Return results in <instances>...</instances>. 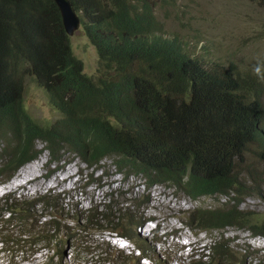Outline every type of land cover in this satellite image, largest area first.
Listing matches in <instances>:
<instances>
[{
    "label": "trees",
    "instance_id": "1",
    "mask_svg": "<svg viewBox=\"0 0 264 264\" xmlns=\"http://www.w3.org/2000/svg\"><path fill=\"white\" fill-rule=\"evenodd\" d=\"M69 1L97 50L98 82L75 57L55 0H0V185L39 157L41 143L51 163L68 155L88 168L109 161L118 175L142 179L147 189L172 186L194 201L229 198L224 208L197 210L189 217L201 231L235 227L264 234V221L239 209L246 197L264 201V183L257 182L256 171L246 169L243 155L253 143L259 149L250 153L264 158V73L222 69L220 78L210 75L183 41L164 35L158 12L173 11L174 0ZM246 1L264 8V0ZM27 83L47 92L60 115L56 120L42 125L29 115ZM46 193L22 204L12 195L0 201L1 233L12 234L0 243L4 253L17 247L33 254L38 246L50 250L56 243L57 256H62L63 242L71 245L78 232L92 226L105 230L107 224L146 253L137 232L146 219L131 207L139 210L141 198L148 203L147 193L130 204L115 203L110 195L101 212L89 208L86 224L75 226L52 213L69 220L63 212L72 196L56 193L50 201L55 191ZM230 248L222 235L207 260L192 264H233ZM105 255L109 260L107 249ZM89 257L82 261L74 254V263L93 262ZM247 258L239 264H248ZM48 264L63 262L51 257Z\"/></svg>",
    "mask_w": 264,
    "mask_h": 264
},
{
    "label": "rangeland",
    "instance_id": "2",
    "mask_svg": "<svg viewBox=\"0 0 264 264\" xmlns=\"http://www.w3.org/2000/svg\"><path fill=\"white\" fill-rule=\"evenodd\" d=\"M174 2L177 8L173 11L158 12L165 24L164 32L167 36H178L192 50L204 57L206 62L233 61L243 71L257 73V68L260 69L259 73L264 71V8L260 4H252L246 0H174ZM71 45L75 57L84 66V73L98 82L101 74L95 46L82 30L71 37ZM24 104L29 115L42 125H47L60 116L53 110L47 92L35 83H27ZM38 149L42 152L36 160L21 167L9 182L0 185V201L5 200L6 195L9 194L7 196H14V199L22 204L28 199H38L51 190H55V194H52L50 201L57 196L56 193L66 198L71 195V203L65 202L63 212L69 213V220L62 218V214L58 211L52 213L56 218H61L63 223L75 226L79 223L86 224L85 214L90 207L101 212L102 206L108 203L110 195H114L115 203L125 204H130L132 199L145 195L142 179H125L124 175L117 174V170L109 161H105L100 168H88L76 156L68 155L61 162L51 163L45 145L39 143ZM245 167L248 171L258 173L259 184L264 182V159L250 158L245 162ZM17 182L18 184H15ZM119 192L124 196L119 198ZM148 195V203L146 199L141 198L139 201L143 203L139 210L132 206L131 212H138L140 217L153 221L147 230H137L143 240V242L139 240L140 245L150 249L147 254L151 257V261L154 264H161L162 252L174 246H184L185 250L191 245L199 252L198 257L205 254L204 246L208 239L204 234L197 233V237L193 236L190 228L185 224L188 222L186 216L197 208L218 206V199L194 202L175 190L163 186L151 188ZM59 201L61 200H58V204ZM240 210L258 214V219L264 221V202L257 196L246 197ZM109 226L107 224L105 230H98L92 226L86 233L78 232L73 244L68 245L67 242H63L62 256H57L56 243L51 245L50 250L43 245L38 246L33 254L27 248L17 250V247L4 253L5 246L0 245V264H48L51 257H56L58 263L62 261L63 264H75L74 254L82 261L90 256L88 259H92L93 262L87 264H96L99 259H106L105 264H130V262L134 264L131 257L137 255L127 252L131 248L128 244L121 241L119 242L121 246L115 244L117 241L114 239L117 238L115 236L117 234L111 232ZM155 229L156 238L154 234L147 237L149 231ZM2 230L0 227V233ZM165 235L167 238H164ZM224 235L225 239H229L238 248L264 250V238L254 236L250 230L230 228L224 231ZM10 236L1 233L0 243L4 238H11ZM62 240L65 241L63 237ZM156 241L160 243L156 244ZM8 245L9 248L13 247L12 242ZM106 249L110 254L109 260L105 255ZM185 253H189V250ZM140 264H149V262L140 261Z\"/></svg>",
    "mask_w": 264,
    "mask_h": 264
},
{
    "label": "clouds",
    "instance_id": "3",
    "mask_svg": "<svg viewBox=\"0 0 264 264\" xmlns=\"http://www.w3.org/2000/svg\"><path fill=\"white\" fill-rule=\"evenodd\" d=\"M74 7V6H73ZM75 9V8H74ZM76 11V9H75ZM77 12V11H76ZM78 14V12H77ZM79 15V14H78ZM80 17V15H79ZM81 19V17H80ZM63 20V19H62ZM64 25V24H63ZM82 30V20H81V27L79 29V31ZM76 34V33H75ZM74 34V35H75ZM73 35V36H74ZM164 35L167 37V38H176L178 36H174V37H169L165 34L164 32ZM71 38V37H70ZM179 38V37H178ZM181 41H183L181 38H179ZM184 44L187 45L188 49H189V52L190 54L194 57V58H197L201 61L202 64H204L206 70L208 71V73L210 75H216L220 78V74H219V71H221L222 69H228V70H232L234 73L236 72V70L242 72V73H247L251 76H257V75H262L264 73V71H262V73H259L260 72V69L257 68L256 71L257 73H252L251 71H248V70H241L239 68V65L233 61H230L229 63H222L220 61H217V62H206V60L204 62H202V57L197 53L195 52L194 50H192V48L183 41ZM201 65V64H200ZM199 65V66H200ZM259 147L253 143H251L248 148H247V151L243 154L245 155V162H246V156H247V160L250 159V158H258L257 156L254 157V154H251L250 152H256L258 151ZM248 153V154H247ZM247 154V155H246ZM260 159V158H258ZM264 159V158H262ZM245 162H244V165H245ZM258 182V181H257ZM264 183V182H263ZM156 186H163L165 188H168V189H173L175 190L178 194L192 200L191 198L179 193L176 188L172 187V186H167V185H160V184H157V185H154L152 186L151 188H154ZM143 187L145 188V191L144 193H147L148 194V191L151 189H147L146 186H145V182L143 183ZM9 195V194H7ZM6 195V196H7ZM252 197H255V196H252ZM3 198V196H2ZM203 199H212L211 197H204L198 201H194V202H201ZM214 199H218V203L217 205L218 206H215L214 208L210 206V208H197L195 210H192L187 216V221L188 222H185V224L190 228L191 230V233L193 234L194 237H197V233L198 235L199 234H204L206 236V238L208 239L207 240V244L204 246L206 252L205 254L201 255V256H197V254L199 252H197L191 245H188V248L186 247V249L184 250V246H179V247H173L172 249H169V248H166L164 252H162L161 254V258H162V262L161 264H192L193 262L197 261V260H201V259H204V260H207L206 256L207 255H211V248L214 247L217 243L220 242V238L221 236L223 235V237H225L224 235V231H221V232H207V231H201L199 230V228H197L195 225L191 224L189 222V217L194 213L196 212L197 210H216V209H221V208H224L225 205H227V203L229 202V198L227 197H217V198H214ZM259 199V198H258ZM224 200V202H223ZM261 200V199H259ZM262 201V200H261ZM244 202V201H243ZM264 202V201H262ZM242 205V204H241ZM240 205V207H241ZM239 207V209H240ZM91 208V207H90ZM245 212V211H243ZM247 213H250V212H247ZM255 214V213H253ZM256 216H259L258 214H256ZM153 223V221H151V219L145 221L144 225L139 228V229H145L147 230L148 226L151 225ZM231 228H235V227H231ZM227 229H230V228H227ZM226 229V230H227ZM235 229H238L240 230V228H235ZM245 230H250L254 236H258V237H263L264 238V234H257L253 229H245ZM156 229L155 230H150L149 231V234L147 237L151 236L152 234H154L155 238H156ZM114 233V232H113ZM116 234V233H115ZM117 238L114 239L115 241H117L115 244L118 245V246H121V243H119L120 241L124 244H128L129 246H131V248H129V250L127 252H129L131 255L132 253L136 254L137 257L136 258H139L140 261H143V263L145 262H149V264H154L151 260V257L147 254V252H150V249L146 246L145 250H146V253L143 254L141 253L137 247L132 244L129 240H127L126 238L120 236V235H115ZM164 238H167V235H165ZM229 240V239H228ZM230 241V240H229ZM231 242V241H230ZM160 242L159 241H156V244H159ZM142 247V246H141ZM210 248L209 252H208V249ZM231 250L234 251L235 255L232 257L231 259V262L233 264H239L240 261L243 259L244 256H248L247 258V263L248 264H264V250L260 251V250H249V249H242V248H238L237 246L233 245L231 243ZM123 251H126V249H121ZM186 250H189V253H185ZM239 251V254H236V252ZM2 252V251H1ZM204 252V251H203ZM202 253V252H201ZM133 258H135V256L132 255L131 259L133 261ZM131 264V263H130ZM140 264V263H139Z\"/></svg>",
    "mask_w": 264,
    "mask_h": 264
},
{
    "label": "water",
    "instance_id": "4",
    "mask_svg": "<svg viewBox=\"0 0 264 264\" xmlns=\"http://www.w3.org/2000/svg\"><path fill=\"white\" fill-rule=\"evenodd\" d=\"M63 19L65 31L72 37L81 27V19L69 0H55Z\"/></svg>",
    "mask_w": 264,
    "mask_h": 264
},
{
    "label": "bare ground",
    "instance_id": "5",
    "mask_svg": "<svg viewBox=\"0 0 264 264\" xmlns=\"http://www.w3.org/2000/svg\"><path fill=\"white\" fill-rule=\"evenodd\" d=\"M18 182H20V181H18ZM18 182L17 183H15V184H18ZM51 191H55V190H51ZM50 192V191H49Z\"/></svg>",
    "mask_w": 264,
    "mask_h": 264
}]
</instances>
